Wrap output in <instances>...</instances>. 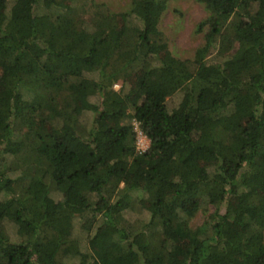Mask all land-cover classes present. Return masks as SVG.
<instances>
[{"label":"trees","instance_id":"trees-1","mask_svg":"<svg viewBox=\"0 0 264 264\" xmlns=\"http://www.w3.org/2000/svg\"><path fill=\"white\" fill-rule=\"evenodd\" d=\"M170 1L0 0V264H264V0Z\"/></svg>","mask_w":264,"mask_h":264},{"label":"rangeland","instance_id":"rangeland-1","mask_svg":"<svg viewBox=\"0 0 264 264\" xmlns=\"http://www.w3.org/2000/svg\"><path fill=\"white\" fill-rule=\"evenodd\" d=\"M96 3L106 4L111 11L114 13H119L123 11L129 0H94ZM206 18L205 11L203 7L193 0H172L170 1L166 12L164 13L161 22L160 30L163 34L164 48L163 52L170 53L172 56L180 59H191L196 51V49L202 45L203 37L206 30H199L200 23ZM120 22V21H119ZM121 28V23L119 24L118 29ZM136 75V74H134ZM139 75L131 78L129 80V85L125 88V92L128 90H134L135 95L133 98H136L138 94H141L139 90ZM121 87V82H117L114 85V89L118 91ZM140 100V98H138ZM171 99H167L168 109H171L173 102L180 103V96L176 95ZM138 100V101H139ZM84 123L88 122L87 119H83ZM137 145L148 147V140L138 134ZM212 212V208L206 207L200 211L197 216L192 220L191 227H196L201 225L206 216ZM143 215H146L145 212H142ZM126 219L129 221H134L137 218H142L138 213L134 211H128L126 214ZM74 233L77 231V226H73Z\"/></svg>","mask_w":264,"mask_h":264},{"label":"built area","instance_id":"built-area-1","mask_svg":"<svg viewBox=\"0 0 264 264\" xmlns=\"http://www.w3.org/2000/svg\"><path fill=\"white\" fill-rule=\"evenodd\" d=\"M138 134L142 135L141 133H138ZM142 136H143V135H142ZM138 148H139V150H140L141 152L145 151V147H143V145H142V146H138ZM146 149H147V148H146Z\"/></svg>","mask_w":264,"mask_h":264}]
</instances>
